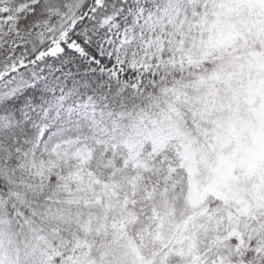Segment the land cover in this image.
Returning <instances> with one entry per match:
<instances>
[{
    "label": "snow or ice",
    "instance_id": "snow-or-ice-1",
    "mask_svg": "<svg viewBox=\"0 0 264 264\" xmlns=\"http://www.w3.org/2000/svg\"><path fill=\"white\" fill-rule=\"evenodd\" d=\"M0 264H264V0H0Z\"/></svg>",
    "mask_w": 264,
    "mask_h": 264
}]
</instances>
